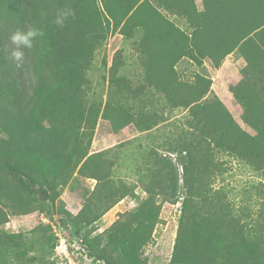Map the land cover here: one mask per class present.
<instances>
[{
  "label": "rangeland",
  "instance_id": "rangeland-1",
  "mask_svg": "<svg viewBox=\"0 0 264 264\" xmlns=\"http://www.w3.org/2000/svg\"><path fill=\"white\" fill-rule=\"evenodd\" d=\"M95 1L103 10L104 0ZM106 1L120 11L137 0ZM26 2L0 0V35L21 88L32 90L31 55L21 49L24 57L14 59L10 39L22 31ZM191 4L138 0L120 24L110 20L85 68L76 130L87 153L73 170L57 175L36 163L34 174L25 159L0 162V264H171L184 200L193 209L206 190L225 218L218 239L236 225L264 247V34L244 50L212 56L193 40L200 35L192 37L204 0H194L190 15L177 11ZM256 8L246 0L240 19L254 24ZM134 11L127 36L122 27ZM208 148L205 167L192 154L206 156ZM107 200L113 205L104 212ZM65 226L69 258L56 250L55 228Z\"/></svg>",
  "mask_w": 264,
  "mask_h": 264
},
{
  "label": "trees",
  "instance_id": "trees-1",
  "mask_svg": "<svg viewBox=\"0 0 264 264\" xmlns=\"http://www.w3.org/2000/svg\"><path fill=\"white\" fill-rule=\"evenodd\" d=\"M136 2L138 0L135 3L128 1L124 9L122 7L118 11L106 0L103 10L95 0H89V3L82 0H41L40 4L27 0L20 29H37L43 33L34 39V49H26L32 58L36 80L32 83V90L21 88L14 66L7 60L5 39L0 35V132L6 134L5 138H0V162L8 164L11 160L25 159L30 173L35 171L34 164L40 163L59 175L73 170L76 167L74 160L86 156L85 139L76 130L78 118L83 116L81 87L85 68L95 50L107 38L110 20L120 24ZM186 2L192 4L177 8V11L190 15L195 10L194 0ZM144 3L148 8V2L142 5ZM204 5L202 13L205 18L197 20L192 37L200 35L193 40L198 48L207 50L212 56L219 53L224 58L236 48L244 50L245 42L252 35L264 34V0H256L257 8L249 10L251 20H256L254 24L240 19L246 0H204ZM61 11L70 14L62 25H58L55 21ZM135 13L122 27L127 36L133 35ZM149 18L146 17L142 24L149 27ZM234 37L238 38L232 39ZM66 115L74 117L75 123L67 121ZM66 140L67 144H64ZM206 153V156L199 153L192 156L193 159H205L207 167L210 164L208 159H212L210 148ZM87 159H93V156ZM94 178L100 180L99 177ZM51 189L57 194L54 186L51 185ZM162 193L167 192L163 190ZM51 198L55 199L54 196ZM192 201L194 208L187 211V198L184 200V214L171 264H264L262 239L238 233L236 225L227 229L230 237L218 239V232L226 230L225 218L218 217L220 211L214 209L215 202L208 190L201 204L196 205V201ZM112 205L113 202L108 203L107 200L104 212ZM95 216L94 220L100 215Z\"/></svg>",
  "mask_w": 264,
  "mask_h": 264
},
{
  "label": "clouds",
  "instance_id": "clouds-1",
  "mask_svg": "<svg viewBox=\"0 0 264 264\" xmlns=\"http://www.w3.org/2000/svg\"><path fill=\"white\" fill-rule=\"evenodd\" d=\"M70 13L68 11H61L58 14L56 23L62 25L63 20L67 18ZM43 33L37 29H30L27 31H16L10 37L12 44L14 45L13 58L17 61L24 57V52L21 49H31L33 47V41L38 36H42Z\"/></svg>",
  "mask_w": 264,
  "mask_h": 264
},
{
  "label": "built area",
  "instance_id": "built-area-1",
  "mask_svg": "<svg viewBox=\"0 0 264 264\" xmlns=\"http://www.w3.org/2000/svg\"><path fill=\"white\" fill-rule=\"evenodd\" d=\"M60 229H61L60 232H58L55 228V232L57 235L56 250L61 257L69 258V256H70V244L68 242V236L70 234V229L67 226L60 227ZM67 233H69V234H67Z\"/></svg>",
  "mask_w": 264,
  "mask_h": 264
}]
</instances>
